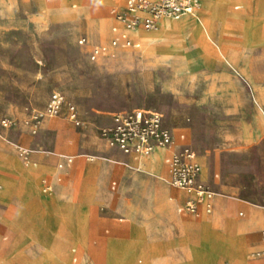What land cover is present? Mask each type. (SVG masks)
Returning a JSON list of instances; mask_svg holds the SVG:
<instances>
[{
  "label": "rangeland",
  "instance_id": "374dc122",
  "mask_svg": "<svg viewBox=\"0 0 264 264\" xmlns=\"http://www.w3.org/2000/svg\"><path fill=\"white\" fill-rule=\"evenodd\" d=\"M31 1L0 0V156L17 161L22 172L0 173V264L4 259L18 264H105L103 242L128 236L116 226L139 221L152 231L151 216L142 210L146 195L133 191L139 177L144 178L145 187L154 180L170 192L177 191L169 185L167 164L165 173L148 172L144 165L141 168L144 161L163 165L165 158L156 156V149L141 157L138 167L124 165L122 158L108 153L96 130L111 114L137 108L161 112L175 144L184 136L202 167L201 178L215 193V202L230 204L220 222L223 226L225 220L241 224L239 253L225 247L217 264H264V252L257 247L264 229V0H228L214 35L210 38L202 33L192 39L209 64L184 60L187 50L177 49L185 40L177 37L165 42L170 51L164 54L146 56L141 45L138 50L126 49L92 62L88 59L91 45L109 41L110 0H44L41 7ZM89 1L103 10L101 39L95 30L89 36L93 10ZM235 5L242 8L234 10ZM241 13L262 18L254 25L249 43ZM81 37L86 39L84 45L78 44ZM53 91L62 92L76 106L84 128L58 117L51 119L56 125L46 127L44 123L38 135L30 136L20 122L41 109ZM4 118L15 125L2 127ZM16 145L29 151L28 161L19 156ZM61 156L73 158L65 171L57 168ZM39 157L51 160L44 164L52 171L35 182L47 209L54 208L53 177L68 178L77 160L82 163L80 176L85 175L87 165L108 167L105 192L113 203L122 198V207L113 211L102 198L83 224V248L70 238L76 229L71 216L32 206L27 175L41 168ZM27 162L36 163L37 168ZM112 180L118 185L114 193L109 191ZM170 196L166 195L169 203ZM216 213L215 205L206 216ZM200 217L201 213L193 216ZM150 253L155 255L156 249L150 248ZM146 259L140 255L135 261L143 264ZM162 260L164 264H181L186 259Z\"/></svg>",
  "mask_w": 264,
  "mask_h": 264
},
{
  "label": "crops",
  "instance_id": "0c3cea01",
  "mask_svg": "<svg viewBox=\"0 0 264 264\" xmlns=\"http://www.w3.org/2000/svg\"><path fill=\"white\" fill-rule=\"evenodd\" d=\"M227 1L228 0H200L201 5L198 13L195 16H188L189 18H183H187L180 24V26L183 27V33L181 29L179 30L177 24L168 21L160 25L157 31H143L144 34H142V32H139L142 30H138L135 32V34H133V38L140 43V48L141 45H143L145 55L148 56V54L158 55L167 53L168 51H170V49L168 48L165 42H167V40H169L171 37H177L180 40H185L177 49L180 51L187 50L184 55V60L188 62H195L198 64H209L207 61H205V58L199 53L194 43L191 41L193 38L202 33H205L210 38L214 35L215 26L218 25L220 22L221 16L223 15V12L226 8ZM31 2H33V4L38 3V6L40 7L44 4V0H33ZM110 2L112 3L110 6H112L113 9L115 7L122 6L124 0H110ZM89 6L93 9L91 16L93 30H95V32L97 30L96 33L101 39L104 36V32L101 29L99 21H101L100 15L101 13H103V10L97 8V6H94V4L92 5L90 1ZM74 7H76V5H74ZM241 8V5H235L233 7L234 10H240ZM262 9L264 15V7H262ZM240 15L243 16L246 22V30L244 34L246 42L249 43L250 39L252 38V32L255 29L254 25L258 23L262 18H259L257 20L253 17L247 18L246 16H244L243 13H241ZM115 24L116 22L114 21L113 16L110 13V27L108 29L109 39L111 37L110 28L112 25ZM241 34L243 33H237L239 37L241 36V38H243L244 35ZM188 39L190 40L188 41ZM123 51L125 50H118L117 53ZM221 67L223 73L224 67ZM51 119L52 118L45 119L42 123V126L44 123L46 127L56 125L57 121ZM109 123L110 117L102 126L107 125ZM165 125L171 130L172 133V129L169 127V125H167L166 123ZM83 128L84 127L80 129ZM97 129L98 127L96 128V130ZM179 139L181 140V143L175 144L173 136V144L170 148L157 149L154 152L156 156L165 158V163H163V165L162 162L160 165L157 164L156 160L144 161V163L142 162V165L145 166V169L148 172H151L154 169L161 173H165V165L167 164L169 174L168 164L171 153L175 149H178L183 145H188L192 148L189 143L184 142L183 135L180 136ZM106 148L110 155L122 158L125 161L123 162L124 165H136L138 167V163L143 159L141 157L123 155L122 153L116 150L109 149L107 146ZM38 160L41 162V168L34 172L35 179L31 175H27L30 177L31 183V190L28 191V193L31 200H33L32 206H37L41 211H45L46 213L57 214L62 211L66 215V217L71 216L76 229L70 238L73 243L77 244L81 248L85 247L86 239L82 231L83 224L86 220L89 219V216H91L93 212L97 210V207L101 202L102 198H106L105 200L109 203L113 211L116 209L117 206L122 207V198L121 201L117 200L113 203V198L108 196V194L105 192V172L107 171L108 167L105 165L101 166L97 164V167L95 169L96 173L94 172V177L93 174L91 175L89 173L90 165H87L84 167L85 175L82 174L84 176H80V167L82 166V163L80 160H77L75 169L73 170V172H71L68 178L62 180L61 176L57 174L58 179L56 180V178L52 176L53 180L55 179L54 186L56 192L53 193V196H51V200H55V202H60L61 206L59 208L47 209L42 205L40 201V194L37 191V186L35 182L41 174L50 173V171H52L47 165L44 164L51 160L44 159L41 157H39ZM70 166L71 165L65 166L62 169L58 167L57 168L58 170L65 171ZM20 170L21 169L18 167L17 161L9 157L4 158L3 156H0V173L8 175L12 173H22ZM199 178L202 182L209 185L207 180H203L201 178V171ZM143 179V177H139L136 179V188L133 192L146 195L145 208H143L142 210L144 211L145 216H151L152 231H147L145 229V225L143 223L141 224V222L139 221H132L127 226H116V230L119 231V233L123 232L128 236L126 239L103 242L102 246H104L105 248V264H122L120 259L124 258L125 256H128V258L130 257L131 259H133L135 264H142L141 261L139 263H136L135 261V259L140 255H144L147 257V261L144 264H164L162 259H186L185 261H181V264H217L218 259H222L221 254L225 247H232L235 254L239 253L240 245H243V242L239 237L241 224L234 220H225L226 223H224L223 226V223L220 222L221 217L224 216L225 211H227V208H229L230 204L223 200H217V202H215L214 199L213 209L211 213L213 212L215 205L217 213L214 214L212 217L206 216L210 215L211 213L207 214L204 211L203 206L198 207L197 215L180 212L179 208L182 207L189 198V196L185 192L174 188L169 184L171 188L177 190L175 192H170V190L166 186L158 185L154 180L150 183L148 187H145V182H143ZM123 183H125V181H123L122 184ZM117 187L118 185L115 180L110 181V192H116ZM168 193H171L173 195L169 197V201H171L172 203L166 201V195ZM116 198L120 199V196L118 195ZM173 202L175 203V212L173 211ZM222 202L226 204L225 209L223 208ZM220 211H222L223 213H221ZM200 213V218H193V216H199ZM180 215L184 216L181 217ZM119 220L122 221L121 218ZM233 224H236L235 229H233L232 227ZM263 230H261V232ZM261 239L262 242H259L257 247L262 248V251L264 252V239L262 235ZM14 246L15 245H13V247ZM150 248L156 249L155 255H151ZM72 253L74 254L75 250H72ZM2 262L3 264H18L14 261H9L5 259Z\"/></svg>",
  "mask_w": 264,
  "mask_h": 264
},
{
  "label": "built area",
  "instance_id": "2783aa9c",
  "mask_svg": "<svg viewBox=\"0 0 264 264\" xmlns=\"http://www.w3.org/2000/svg\"><path fill=\"white\" fill-rule=\"evenodd\" d=\"M200 0H124L122 6L112 9L115 25L110 28L111 37L106 44H93L88 52L92 62L114 57L118 50L139 49L140 43L133 38L138 30L149 31L157 27L163 19L178 21L191 16L200 8ZM85 37L78 40L84 45ZM62 117L76 128L84 127V122L76 106L68 101L60 91H53L41 109L33 110L31 115L20 122L25 131L35 136L39 133L45 119ZM4 128H11L15 121L4 118ZM99 137L109 149L123 155L146 157L156 149L170 148L173 144L171 130L165 125L164 116L155 109L137 108L118 111L110 115V123L97 129ZM21 158L28 161L29 151L15 146ZM62 169L73 162L70 156H61ZM169 184L189 198L180 212L198 214V207L210 214L213 209L214 191L200 180L201 167L193 149L183 145L175 149L169 158ZM49 190V187H46ZM264 239V230L261 232Z\"/></svg>",
  "mask_w": 264,
  "mask_h": 264
},
{
  "label": "bare ground",
  "instance_id": "6f19581e",
  "mask_svg": "<svg viewBox=\"0 0 264 264\" xmlns=\"http://www.w3.org/2000/svg\"><path fill=\"white\" fill-rule=\"evenodd\" d=\"M96 2V0H93L92 1V3H95ZM202 3V2H201ZM199 11V9L197 10V11H195L191 16H189V17H192V16H195L196 14L195 13H197ZM188 17V18H189ZM215 17V16H214ZM187 19V18H186ZM186 19H184V20H180V21H176V22H174V21H171V20H166V19H163V20H161L160 22H159V24L157 25V27L156 28H154V29H152V30H158L159 29V27H160V25H162V24H164V23H166V22H168V21H170V22H173V23H175V24H177V27L179 28V30L181 29V31H182V33H183V27L182 26H180V24L183 22V21H185ZM93 27H91V32H90V34H89V36H91L92 34H93ZM149 31H151V30H149ZM96 32H97V30H96ZM140 33L142 32V34H144L143 33V31H139ZM186 33H188V32H186ZM142 40V39H141ZM27 165H31L33 168H36L37 167V165L36 164H31L30 162H27L26 163ZM96 167H97V163L96 164H94V165H92V166H90V170H89V173L92 175H94V172L96 171L95 169H96ZM141 168H143V165H142V167ZM141 168H140V171H142L141 170ZM96 173V172H95ZM201 173H202V168H201ZM29 175H31L34 179H35V177H34V175H35V173L33 172V173H30ZM208 176V175H207ZM87 177V176H86ZM94 177H95V175H94ZM96 179V178H95ZM57 180V179H56ZM87 180V179H86ZM223 203V208L225 209V203L224 202H222ZM46 206H48V205H46ZM52 206L54 207V208H59L60 206H61V203L60 202H55V200H53L52 201ZM204 221V220H203ZM233 229H235V227H236V224H233ZM140 254V253H139ZM136 255V254H135ZM121 260V262H122V264H135L134 263V261H133V259H131L130 257L128 258V256H125L124 258H122V259H120ZM144 264V263H143ZM150 264V263H149Z\"/></svg>",
  "mask_w": 264,
  "mask_h": 264
}]
</instances>
